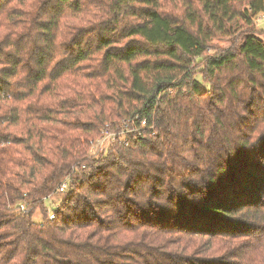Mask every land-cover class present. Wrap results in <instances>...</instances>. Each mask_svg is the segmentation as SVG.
Wrapping results in <instances>:
<instances>
[{
  "label": "trees",
  "instance_id": "16d2710c",
  "mask_svg": "<svg viewBox=\"0 0 264 264\" xmlns=\"http://www.w3.org/2000/svg\"><path fill=\"white\" fill-rule=\"evenodd\" d=\"M260 12L0 0V264H264Z\"/></svg>",
  "mask_w": 264,
  "mask_h": 264
},
{
  "label": "built area",
  "instance_id": "2783aa9c",
  "mask_svg": "<svg viewBox=\"0 0 264 264\" xmlns=\"http://www.w3.org/2000/svg\"><path fill=\"white\" fill-rule=\"evenodd\" d=\"M262 18H264V12L258 13L255 16L254 21L259 22V20ZM117 135H121V132L116 134L114 132L108 131L107 129L102 130L101 135L97 139L91 142V152L92 153H102L103 151L107 149L110 143L115 141ZM67 186H68L67 179H63L61 183L58 185L56 189V193H61L65 191ZM49 198L50 197L45 198L44 201H46V199H49ZM57 206L54 209H48L46 207L47 213H48L47 217L49 220H52L54 218V210L57 208Z\"/></svg>",
  "mask_w": 264,
  "mask_h": 264
},
{
  "label": "rangeland",
  "instance_id": "374dc122",
  "mask_svg": "<svg viewBox=\"0 0 264 264\" xmlns=\"http://www.w3.org/2000/svg\"><path fill=\"white\" fill-rule=\"evenodd\" d=\"M254 25L259 30L257 33L261 38H264V18L260 19L259 22L254 21ZM59 204V196L54 195L49 199H46L45 205L48 209H54ZM41 216L39 211L37 210L33 215V220L38 221L40 220Z\"/></svg>",
  "mask_w": 264,
  "mask_h": 264
}]
</instances>
